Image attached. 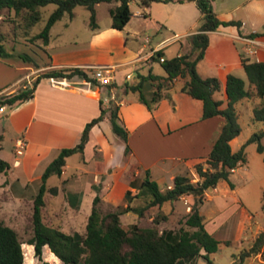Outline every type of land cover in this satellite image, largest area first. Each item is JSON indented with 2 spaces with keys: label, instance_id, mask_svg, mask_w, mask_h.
<instances>
[{
  "label": "crops",
  "instance_id": "obj_1",
  "mask_svg": "<svg viewBox=\"0 0 264 264\" xmlns=\"http://www.w3.org/2000/svg\"><path fill=\"white\" fill-rule=\"evenodd\" d=\"M190 3L194 2L173 0L167 5ZM151 8H145V15L134 14L133 17L143 18L140 25H131L132 17L123 31L112 29L111 24L100 27L97 31L90 28V39L69 50L49 48L50 34L47 46L50 53L49 64L33 68L32 63L23 61L14 67L0 58V96L12 94L26 86L32 87V83L41 74L55 69L115 68L118 86L115 94L116 97L118 95L117 102L120 104V118L129 133L128 145L131 152L125 155L126 145L114 135L110 113H107L104 121L91 131L90 141L83 154V166L72 167L70 157L62 176L48 179L47 188L57 189V194L46 192L43 220L67 234L81 233L74 230L77 226L75 215L81 214L87 197L91 195L92 210L96 197L94 187L101 189L102 199L106 203L119 206L128 191L133 195L138 193L148 176L165 191L174 187L176 177L195 175L196 165L206 162L225 125V119L221 116L202 119V101L182 92L188 78L177 79L173 89L169 91L171 99H163L153 112L139 102L138 94H124L127 82L134 84L138 75L154 74V64L159 62L152 61V56L160 50L164 53L167 48L166 40L155 45L154 39L149 36L152 30L157 31L164 26L149 14ZM213 9L220 21L241 23L240 27L220 26L211 32L210 45L204 59L197 66L202 78L219 80L220 92L224 97L218 99L217 92L214 98L222 101V109H225L228 105L226 88L229 75L241 78L246 89L255 93V86L247 85L244 79L246 73L243 60L264 63V0H215ZM200 24L192 22L184 33L191 31L190 36L198 33ZM251 44L258 49L253 57L247 54ZM190 52L191 46L187 43L176 51H170L171 57H166L165 53L164 57L173 59ZM162 76H166V73ZM106 95L104 89L87 83L80 77L71 80L42 79L35 89L33 99L9 115L0 113V132L4 136L0 158L11 166L7 174H0V223L13 228L18 234L19 230H26L33 215L34 201L42 186L44 172L63 149L73 148L80 143L86 125L100 116L101 100ZM261 101L253 95L240 101L239 108L237 103L235 108L239 124L241 117L246 112L254 113ZM106 105L103 104L104 109H108L109 106ZM261 131L264 132V129ZM239 136L230 143L233 153L238 152L234 151L233 146L238 142ZM19 139L26 143L22 156L16 153V142ZM242 146L243 144L238 145L240 149ZM245 172L252 174L250 164ZM55 177H58L56 181ZM235 187L234 184L232 188L228 182L223 181L215 189H211L214 195H210L209 190L205 203L214 202L216 209L211 211L209 217L203 211L201 213L207 231L217 240L237 244L243 250L247 246L245 249L248 250L264 232V225L251 215L238 197ZM187 197L192 199L191 196ZM225 213L230 216L222 217ZM90 214L81 218L79 224L86 227ZM233 218L234 221L231 222ZM22 247L25 259L27 254L29 260L35 258L34 246L23 244ZM43 255L61 262L58 257H54L56 255L48 246L44 248ZM200 259L204 260L197 258L190 264H200ZM235 261L234 256L232 264ZM244 264H264V248Z\"/></svg>",
  "mask_w": 264,
  "mask_h": 264
},
{
  "label": "trees",
  "instance_id": "obj_2",
  "mask_svg": "<svg viewBox=\"0 0 264 264\" xmlns=\"http://www.w3.org/2000/svg\"><path fill=\"white\" fill-rule=\"evenodd\" d=\"M135 0H0V13L6 9L14 11L17 15L25 14L27 28H32L42 21L41 9L49 5H55L56 9L50 15L44 29L36 39L43 41L45 47L49 45L51 30L55 24L66 16L71 20L76 17L75 9L85 7L90 13L89 26L93 31L100 29L97 23V6L103 3L115 5L110 8L112 18L111 28L123 31L133 17L131 4ZM195 2L201 14V24L198 33L189 37L191 52L173 59H165L162 50L152 56V61L159 62L166 76H158L152 73L138 75L137 82H127L124 86V94H138L139 102L150 112L165 98L171 99L169 91L173 89L175 81L179 78H188L182 92L195 100L203 103V120L217 116L225 119V125L219 139L216 141L212 152L204 164H198L195 172L199 177L197 183H193L189 176H178L174 180V187L162 191L158 183L148 176L141 184L139 191L133 195L128 191L124 201L126 206L118 207L115 211L103 214L101 205L105 204L101 189L94 187L96 197L93 200L91 214L88 218L84 234H67L60 229L46 224L43 220L42 209L45 206L44 196L46 192L57 194V189H48L47 181L52 176H62L67 165L68 158L75 154H84L90 141L92 129L99 125L110 113V122L114 135L126 145L125 155H129L131 149L128 145L129 133L124 127L119 115L120 104L118 100L110 102L108 109L103 108L101 100V114L98 118L88 123L82 134L80 143L73 148L63 149L59 156L49 165L42 177V186L34 201V211L27 226V233L32 236L23 242L16 230L0 223V264H24L25 256L23 244L35 247V257L43 259L44 248L48 246L52 253L63 264H190L197 258H203L209 264H213V258L219 252L231 246L228 241H219L211 235L204 223L202 207L205 203L206 193L215 189L220 182L226 181L233 188L230 177L240 166L248 162L246 147L250 143H259V153L264 154V146L260 141L264 138V132L250 138L247 144L233 153L231 141L238 137L241 126L238 122L236 104L253 95L260 98L261 105L254 110V120L264 123V63H252L243 60V67L249 83L255 86V93L246 89L245 82L229 75L226 94L228 105L222 109L223 102L216 100L214 95L220 91L218 79L202 78L198 71V64L204 59L206 50L210 45V33L220 26H241L239 22H222L218 19L213 9L215 0H189ZM171 3L173 0H141V5L148 8L152 3ZM183 2V1H181ZM12 56L0 40V58L7 59ZM165 61L161 62L160 59ZM32 62L31 58L24 59ZM91 69L61 68L41 74L32 84L18 91L0 96V108H14L21 106L34 98L35 89L42 79H67L75 77L84 79L85 82L104 89L107 95L111 91H117L116 81L111 85L102 86L93 78ZM4 140L0 132V151ZM11 169L8 162L0 158V174H7ZM191 196L195 202L191 212L185 221V227L178 230H160L156 226L142 227L139 224L124 226L121 217L133 213L143 218L152 208H162L167 203H175L183 197ZM135 200H141L142 206H133ZM264 248V233L259 235L252 247L237 255L234 264H244L253 256H257Z\"/></svg>",
  "mask_w": 264,
  "mask_h": 264
},
{
  "label": "rangeland",
  "instance_id": "obj_3",
  "mask_svg": "<svg viewBox=\"0 0 264 264\" xmlns=\"http://www.w3.org/2000/svg\"><path fill=\"white\" fill-rule=\"evenodd\" d=\"M114 6L115 5L106 3L97 6V23L99 27L104 28L112 23L109 10ZM151 7L152 8L149 9V11H151L149 14H152L153 18L162 22L164 26L157 31L152 30L151 33H149V36L154 39L153 44L155 45L162 40H166L165 44H167V48L164 50V53L165 56L169 58L171 57L170 51H176L180 49L183 44L187 45V43H189V36L192 32L190 31L184 33L185 29L190 26L192 22H197L198 25L200 24V11L195 2L184 5H167V3L160 4L154 2L151 4ZM145 8L146 7L141 5V0H135L131 4L133 16L135 13L145 15ZM55 9V5H49L48 7L42 8V21L32 28H27L24 19L25 14L17 15L14 11L8 9L0 13V40L5 44L8 52L12 54V56L5 59L8 64L17 67L19 62L22 63L24 59L27 58H31L33 60L32 62H27L32 63L33 68H36V65L42 66L50 63V53L48 48L44 46L42 40L36 39L35 37H37L44 29L50 15ZM75 13L76 17L73 20L66 16L62 21L54 25L51 30V43L49 48H53L55 50H69L77 45L87 42L90 39L91 29L89 23L91 13L85 7L81 6L75 9ZM142 19L143 18L141 17H133L131 25H140ZM13 73L15 74L16 72ZM21 74H23V72ZM154 74L161 76L165 75V72L159 63L154 64ZM244 79L246 80L247 85H250L246 76H244ZM216 97L218 99H223L224 96L222 92L219 91L216 94ZM109 105L110 104H107L106 106ZM20 107L21 106L7 108L6 114L9 115L11 112L18 110ZM239 107H241V104H239L238 108ZM240 126L242 132L239 136L238 142L233 146L235 152L239 151V144H247L252 136L261 134V130L264 129V123L254 120L253 111L246 112V114L241 117ZM260 143L264 146V138L260 141ZM258 147L259 143H250L247 145L246 153L248 164L243 166L241 169H237V171L231 175L230 181L236 186L235 188L237 190L238 197L242 200L246 208H248L251 215L254 216L255 220H257L261 225H264V154L259 153ZM82 160V154H75L70 159V165L72 167L83 166ZM249 164L251 166L252 174L245 172V169ZM188 176L192 179L193 183H197L199 181V177L196 172L195 175L188 174ZM57 178L58 177H55L54 181H56ZM209 194L214 195V192L210 190ZM91 196L87 197V203L83 207L81 214L76 213V219H74L77 222V226L74 227V230H78L82 234L85 233L86 227L84 224L80 225L79 221H81V218H85L90 214ZM58 201H60V199H58ZM194 202V197H192V199L188 197H185L184 199L181 198V200L175 203L165 204L161 209L158 207L150 209L143 218H140L138 215L133 213L125 214L121 217L122 223L126 227L132 224H139L142 227L156 226L160 230H178L181 227H185V221L191 212V207ZM104 203L105 204L101 205L103 214L115 211L118 207L123 208L127 205L125 201H123V203L119 206H114L110 203H106L105 201ZM142 205L143 202L141 200H135L133 202V206ZM203 206L202 211L207 217L210 216L212 210L216 209L215 203L212 201L206 202ZM221 216L227 217L230 215L225 213ZM234 218L231 222L234 221ZM27 229L28 228L26 227V230L24 231L19 230V236L23 242H26L32 236L27 233ZM74 230H72V232H74ZM245 248H247V246H245ZM245 248L244 250H247ZM241 250H243V248L240 249L237 244H233L215 255L213 262L214 264H232L234 256L236 257ZM29 258L30 257L27 254L25 259L26 264H63L59 260L51 258L48 255H43L42 260H38L36 257L30 260ZM200 264H206V262L200 259Z\"/></svg>",
  "mask_w": 264,
  "mask_h": 264
},
{
  "label": "built area",
  "instance_id": "obj_4",
  "mask_svg": "<svg viewBox=\"0 0 264 264\" xmlns=\"http://www.w3.org/2000/svg\"><path fill=\"white\" fill-rule=\"evenodd\" d=\"M258 49L256 48V46L254 44H251V46L248 47L247 49V54L250 57H253L257 54ZM161 62H164L165 59L161 58L160 59ZM93 72V78L95 80L98 81V83L102 86H107V85H111L114 81H115V68L114 67H94L91 69ZM116 100V94H115V89H113L111 91V95H106L103 98V102L105 104H110L111 101ZM7 108L8 107H2L0 108V113L4 114L7 112ZM16 153L19 156L24 155L25 150H26V143L22 140L19 139L16 142Z\"/></svg>",
  "mask_w": 264,
  "mask_h": 264
}]
</instances>
